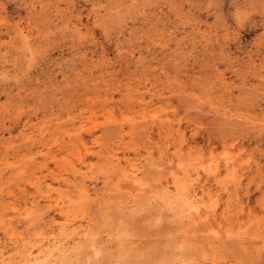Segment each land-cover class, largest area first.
Returning a JSON list of instances; mask_svg holds the SVG:
<instances>
[{
	"label": "rangeland",
	"instance_id": "1",
	"mask_svg": "<svg viewBox=\"0 0 264 264\" xmlns=\"http://www.w3.org/2000/svg\"><path fill=\"white\" fill-rule=\"evenodd\" d=\"M54 235L264 264V0H0V262Z\"/></svg>",
	"mask_w": 264,
	"mask_h": 264
},
{
	"label": "bare ground",
	"instance_id": "2",
	"mask_svg": "<svg viewBox=\"0 0 264 264\" xmlns=\"http://www.w3.org/2000/svg\"><path fill=\"white\" fill-rule=\"evenodd\" d=\"M182 188L184 190V187H182ZM147 192H149V191H147ZM86 195H87V193L83 192L81 196H83V198H86L87 197ZM179 195H181V197H182V199H180V201L182 203L188 204L189 206L194 205L195 202H196L195 200L191 199V196H189L187 194H183V192H180ZM168 206H170V205H168ZM195 209H197V207H195ZM37 212H39V210ZM192 213H193V211L191 210L189 212V214H188V216L190 215L189 216L190 218H191ZM66 219H65V221L63 223H61V228L62 229H65L68 226V224L66 223ZM53 223H55V221H53ZM196 232L197 231H195V233ZM213 233H214V236L218 235L216 230H213ZM218 237H220V236L218 235ZM63 238H60V237L57 238L54 235L52 238L48 239L45 244H40L38 246V248H36V250L33 249V245H30L29 247H27L26 245H23V248H25V250L22 252V255H21L22 259L19 262V264H57L59 262V260L67 252V247H66L67 241L64 242L62 240ZM0 264H7V263L0 262Z\"/></svg>",
	"mask_w": 264,
	"mask_h": 264
}]
</instances>
